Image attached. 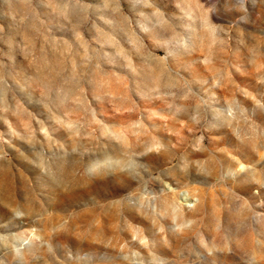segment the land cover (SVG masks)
<instances>
[{
    "label": "rangeland",
    "instance_id": "rangeland-1",
    "mask_svg": "<svg viewBox=\"0 0 264 264\" xmlns=\"http://www.w3.org/2000/svg\"><path fill=\"white\" fill-rule=\"evenodd\" d=\"M0 264H264V0H0Z\"/></svg>",
    "mask_w": 264,
    "mask_h": 264
},
{
    "label": "bare ground",
    "instance_id": "bare-ground-1",
    "mask_svg": "<svg viewBox=\"0 0 264 264\" xmlns=\"http://www.w3.org/2000/svg\"><path fill=\"white\" fill-rule=\"evenodd\" d=\"M192 200L193 199L188 194H184V198L182 199V202L184 203L185 206H190L192 205L191 204Z\"/></svg>",
    "mask_w": 264,
    "mask_h": 264
}]
</instances>
